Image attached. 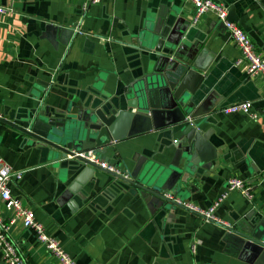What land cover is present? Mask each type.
<instances>
[{"label":"crops","instance_id":"0c3cea01","mask_svg":"<svg viewBox=\"0 0 264 264\" xmlns=\"http://www.w3.org/2000/svg\"><path fill=\"white\" fill-rule=\"evenodd\" d=\"M85 1L0 0L10 8L0 14V115L21 121L38 104L36 94H43L46 104L64 107L79 96L116 101L133 84L143 88L151 72L148 54L155 55L140 44L142 34L157 26L160 12L166 13L187 27L183 52L191 53L201 75L195 103L207 96L204 109L214 108L203 129H210L216 158L209 169L199 167L189 177L177 201L208 209L230 177L245 180L253 196L229 192L213 210L217 220L176 205L164 212L101 169L65 196L78 172L49 162L32 140L0 121V158L22 171L20 179L9 181L12 196L34 212L77 264H247L229 246L224 225L253 208L264 215V75L248 76L245 63L235 65L240 51L223 24L211 11L195 19L189 0H100L84 7ZM214 1L234 11V22L264 56V0ZM51 23L73 29L67 45ZM38 74L46 77L47 88L37 83ZM240 101H250L257 118L220 111ZM174 138L167 131L140 133L107 153L111 163L129 173L134 158L147 157L149 163ZM0 214L5 222L11 214L1 200ZM8 236L27 264H60L20 220Z\"/></svg>","mask_w":264,"mask_h":264},{"label":"water","instance_id":"95a60500","mask_svg":"<svg viewBox=\"0 0 264 264\" xmlns=\"http://www.w3.org/2000/svg\"><path fill=\"white\" fill-rule=\"evenodd\" d=\"M158 17L157 26L144 32L140 41L145 50L151 48L148 52L155 55L153 58L148 54L146 67L151 66V72L146 75L143 88L133 84L132 90L125 88L116 101L102 98L95 102L94 98L79 96L64 107L46 104L43 94H36L38 104L21 121L13 122L0 115V121L32 140L49 162L78 172L64 191L65 196L78 192L95 169H101L114 176L120 185L126 183L127 190L132 186L150 207L166 212L171 206L185 207L176 197L181 186L198 173L199 167L209 169L216 158V148L208 141L210 129H203L214 108L204 109L207 96L195 103L201 75L191 63V53L183 52L187 27L180 25L181 18L173 23L166 13L160 12ZM228 18L235 20L232 9ZM48 26L61 36L65 45L69 43L72 28L52 23ZM36 81L43 87L49 86L41 74ZM150 131H167L175 138L157 153L158 157H151V164L147 163V157L134 158L135 166L129 177L77 155L92 150L113 164L107 153L110 149L116 150L118 143L128 137ZM224 227L230 233L229 246L241 261L264 264L263 214L253 208L239 216L233 225Z\"/></svg>","mask_w":264,"mask_h":264},{"label":"built area","instance_id":"2783aa9c","mask_svg":"<svg viewBox=\"0 0 264 264\" xmlns=\"http://www.w3.org/2000/svg\"><path fill=\"white\" fill-rule=\"evenodd\" d=\"M99 1L100 0H86L84 7L98 3ZM189 1L194 6L195 19H197L201 14L211 11L223 24L230 38L235 42L240 51V57L235 60V65L245 63V70L248 76L258 73L264 75V56L256 51L254 44L247 33L243 31L234 21L228 18V6L214 0ZM9 9V7H5L0 4V14L5 13ZM220 111L223 114L244 113L254 119L258 116L256 112L252 111V103L250 101L234 102L224 106L220 109ZM77 155L86 157L91 162H94L105 169L120 173L124 177H129L128 172L121 171L115 166V164H110L101 159L100 156L92 150L87 151L86 154L81 152ZM21 176L22 171H13L10 165L4 163L0 158V200L3 202L5 208L11 213L7 217V222H5L4 218L0 214V250L2 252L3 264H27L19 247L8 236L10 227L17 220H20L24 227L32 228L35 231L38 241L41 242L45 248L57 258L60 264H77L76 261L60 246L59 242L45 231L42 223L35 219L34 212L31 209L24 207L18 198L12 196L8 185L9 181L11 178L20 179ZM232 191H237L248 199H251L253 196L251 186L248 185L245 180L238 177H230L226 182V190L224 193H222L208 209L201 210L191 203L183 204L192 212L199 213L207 219L217 220V218L213 215V210L224 198H226L228 193ZM194 249L195 246L192 245V251H194Z\"/></svg>","mask_w":264,"mask_h":264}]
</instances>
